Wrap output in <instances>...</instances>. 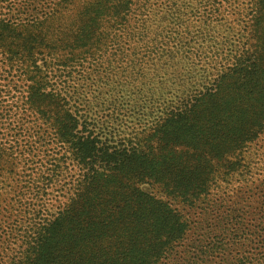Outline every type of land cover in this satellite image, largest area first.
<instances>
[{
  "label": "trees",
  "instance_id": "1",
  "mask_svg": "<svg viewBox=\"0 0 264 264\" xmlns=\"http://www.w3.org/2000/svg\"><path fill=\"white\" fill-rule=\"evenodd\" d=\"M157 1L39 0L48 10L22 19L19 10L31 5L26 0L14 3L18 19L0 17V79L17 77L25 86L24 94H14L15 112H0V134L7 135L0 137V264H163L188 231L169 201L190 208L215 187L246 181L245 149L264 132V0L248 1L247 19L238 12L242 27L214 79L182 80L168 98L149 89L154 107L140 132L99 139L104 130L95 114L62 85L59 71L85 63L94 72L126 63L125 74L135 71L141 52L158 62L166 56L159 46L175 40L181 48L169 50V61L180 49L188 58L184 31L170 37L180 20L165 24L170 7H156ZM210 1L218 6H210L209 19L231 0ZM0 2L13 10L12 0ZM150 13L161 21L152 34ZM207 18L203 23L215 31ZM125 84L131 91V82ZM44 153L48 161L40 164L36 158ZM68 165L75 179L49 208L45 186Z\"/></svg>",
  "mask_w": 264,
  "mask_h": 264
},
{
  "label": "rangeland",
  "instance_id": "2",
  "mask_svg": "<svg viewBox=\"0 0 264 264\" xmlns=\"http://www.w3.org/2000/svg\"><path fill=\"white\" fill-rule=\"evenodd\" d=\"M26 0H12L13 10L7 11V3L0 2V17L16 20L18 16L14 3ZM39 0H31L28 11L24 7L19 10L23 18L41 16L46 10V6ZM222 1V0H216ZM249 0H231L223 3L224 11L219 15L210 13L211 19L206 15L210 6L212 9L218 6L210 0H159L158 4L167 3L170 10L168 22H179L182 27L172 24L175 29L170 33V37L175 36V31L183 30L185 54L178 51V58L170 60L169 50L173 47L181 48L174 42H168L163 47L159 46L160 53L166 52V56L160 61L142 58L143 52L135 60V71L128 72L122 68L128 66L126 63L117 68H99L96 72L89 63L83 66L69 68L66 71H59L61 80L65 79L62 85L67 92H73L79 97L84 107L90 108L98 120V126L104 131L98 136L104 140L109 132H122L120 136H126L131 132L137 133L144 129L145 122L148 121L147 113L149 108L154 107L149 95L151 91H157L163 98L169 97L168 92L181 88L182 80L184 85L201 83L203 78L209 81L216 77L215 69L220 67V61L231 50V43L234 42L233 35L239 31L242 25H237L238 12H242L240 17L247 19ZM165 5H162V9ZM248 8V9H247ZM166 10V9H163ZM26 13V15H24ZM147 15L148 30L152 33L159 31L161 21L152 13ZM151 16V17H150ZM179 19L175 20V17ZM209 19L215 31H208L204 19ZM163 27H166L163 25ZM237 29V30H236ZM213 38V40H210ZM150 44V43H149ZM199 48L200 56H193L192 48ZM139 52L142 43L137 46ZM190 49V54L188 50ZM147 50V49H146ZM187 51V53H186ZM234 52V51H233ZM41 63V62H40ZM214 68V69H213ZM2 68L0 70V73ZM138 71V72H137ZM124 75H127L124 77ZM5 74L0 79L1 104L4 108L0 112L12 110L15 112V95L24 94L23 82L17 77H8L3 80ZM132 78V79H130ZM10 80L8 85H4ZM56 80V79H55ZM50 80V85L60 87L58 79ZM133 85L132 90L125 84L126 81ZM58 81V82H57ZM133 81V82H132ZM171 83L173 85H171ZM7 90V92H3ZM160 90V91H158ZM133 92V95L131 94ZM131 95V96H130ZM157 95V97H158ZM14 96V98H12ZM133 99V100H132ZM141 108V109H139ZM136 109L139 112H136ZM132 115V116H131ZM0 133H5V130ZM0 134L1 138H6ZM59 148L50 151L56 152ZM44 156V158H43ZM54 157V155L52 154ZM246 165L248 174L246 181L232 180L228 184L213 188L207 198L192 207H184L174 201H169L172 207L183 216L188 224V231L185 238L176 246L173 253L163 264H264V132L259 137L249 143L245 149ZM47 156L42 154L36 160L44 164L48 161ZM48 167V164H47ZM45 169V168H44ZM75 168L68 165V169L62 170L63 176L54 179L46 184V196L42 200L47 207L52 208L60 199L62 186L72 177L75 179ZM43 174V173H42ZM245 174V173H244ZM239 177L238 179H242ZM52 179V178H51ZM55 180H58L55 182ZM8 182L4 183L7 185ZM141 189L147 193H152L158 198H167L156 187L142 184ZM169 200V199H168ZM33 199L30 203H33ZM29 208V207H28ZM15 248V245L12 246ZM13 255V254H12Z\"/></svg>",
  "mask_w": 264,
  "mask_h": 264
}]
</instances>
